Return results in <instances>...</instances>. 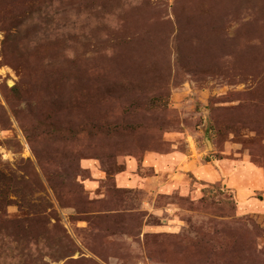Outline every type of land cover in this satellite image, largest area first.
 I'll use <instances>...</instances> for the list:
<instances>
[{
    "label": "rangeland",
    "instance_id": "1",
    "mask_svg": "<svg viewBox=\"0 0 264 264\" xmlns=\"http://www.w3.org/2000/svg\"><path fill=\"white\" fill-rule=\"evenodd\" d=\"M0 264H264V0H0Z\"/></svg>",
    "mask_w": 264,
    "mask_h": 264
}]
</instances>
